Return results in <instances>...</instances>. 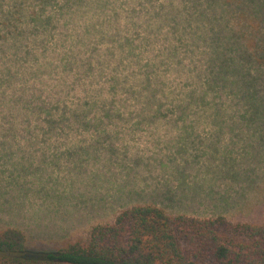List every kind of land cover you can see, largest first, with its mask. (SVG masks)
Listing matches in <instances>:
<instances>
[{
	"label": "rangeland",
	"instance_id": "rangeland-1",
	"mask_svg": "<svg viewBox=\"0 0 264 264\" xmlns=\"http://www.w3.org/2000/svg\"><path fill=\"white\" fill-rule=\"evenodd\" d=\"M168 2L112 0L108 7L120 16L118 21L111 19V25L105 15L93 18L86 14V6L69 12L59 11L55 4L45 9L56 19L31 36V42L39 44L33 50L41 56L44 47L40 40L47 36L51 47H47L44 61L69 55L74 68L67 72L42 67L45 74L41 78L33 75L37 70L29 72L23 78L27 80L17 82L0 102V229H21L31 247L54 252L85 237L92 227L111 222L124 208L151 201L171 213L204 218L223 214L234 222L264 225V118L208 116L203 114L207 107L191 116L165 114L175 107L178 93L189 91V79L203 80L204 55L211 52L209 41L201 38L208 28L197 22L196 33L176 42L170 24L162 21L170 8L156 16L159 5ZM96 19L97 23H89ZM133 22L139 25L138 34ZM117 24L121 35L134 39L142 51L139 59L129 57L124 63L128 67L123 68L133 98L128 88L119 91L115 108L106 106L114 111L107 116L101 113V103L111 102L103 88L110 85L108 77L99 79L96 68L87 79L82 63L92 56L95 64L99 54L115 47L106 33L114 32ZM92 25L97 32L85 33ZM262 27L264 33V24ZM178 32L182 33L181 28ZM153 64L159 66L157 70ZM146 74L154 79L155 99L150 95L145 103V92L142 105L135 94L144 89ZM16 90L18 96L23 92L24 100H33L31 115L23 117L18 114L20 107L11 110L4 104ZM54 104L58 110L52 115L40 112ZM77 111H84L86 119H77ZM8 122L17 125L18 132H9ZM189 149L201 152V173L213 175L203 188L205 193L159 191L155 182L172 178L173 173L179 175V166L187 159L184 152ZM146 182L153 183L144 186ZM169 187L166 184L164 189Z\"/></svg>",
	"mask_w": 264,
	"mask_h": 264
},
{
	"label": "trees",
	"instance_id": "trees-1",
	"mask_svg": "<svg viewBox=\"0 0 264 264\" xmlns=\"http://www.w3.org/2000/svg\"><path fill=\"white\" fill-rule=\"evenodd\" d=\"M168 1L159 5L156 16H161L164 9L170 8L171 12L165 13L162 21L170 24L176 42L182 43L184 35L196 33L198 28L194 23L197 22L208 28L207 34L200 36L209 41L211 52L204 55L203 80L196 83L194 79H189V91L178 93L174 99L177 102L175 107L168 108L165 114L185 117L200 114L202 108L207 107L208 111L205 109L203 114L208 116H239L243 120L264 118V2L176 0L179 5H175L173 0ZM111 2L112 0H0V102H4L6 92L29 72L37 70L33 75L41 78L45 74L42 67L67 72L74 68L69 55H59L56 60L51 58L44 61L47 47H51L47 36L40 40L44 47L41 56L33 50L39 44L36 41L32 43L31 36L39 34L41 29H46L56 19L52 13L45 11L49 5L55 4L56 9H65L67 12L78 6H86V14L93 15V18L105 15V21L111 25V19L118 21L120 16L119 12L108 7ZM97 22L96 19L89 23ZM131 26L134 33L138 34L139 25L133 22ZM147 26L150 28L152 25ZM180 28L182 33L178 32ZM96 30L97 27L92 25L84 31L91 35ZM114 30L106 34L110 35L115 47L99 54L95 64L92 56L82 63L87 79L96 68L100 72L97 75L99 79L108 77L110 85H104L103 88L108 91L111 102L101 103V113L107 116L113 115L114 111L106 106L115 108L119 91L128 88L133 98L131 85L123 77V68L128 67L124 63L129 57L139 59L138 55L142 51L141 47L135 45L134 39L121 35L118 24ZM5 50H10L7 52L12 55H7L9 53ZM158 67L152 65L153 70ZM188 70L192 72L193 69ZM82 72L81 68L75 86L80 82ZM48 77L53 76L50 74ZM23 80L26 81L27 77ZM142 81L144 89L139 90L135 98L143 105L149 102L150 95L155 99V82L151 74H146ZM145 92H148L146 102ZM22 93L18 96L17 90L14 91V97H9V103L4 104L11 110L20 107L18 114L24 117L31 115L34 108L33 100H24ZM57 101L62 102L60 99ZM93 102L96 103L94 100ZM57 110L58 105L54 104L51 108H42L40 112L52 115ZM74 114L77 119H86L83 118L86 114L84 111ZM8 125L9 132H18L17 125L11 122ZM191 136L195 137L192 133ZM184 153H187V159L179 166L182 172L179 175L173 173L172 178L167 176L165 180L154 179L155 185L161 192L176 194L177 189V192L184 194L202 195L205 193L203 188L211 182L209 180L213 175L202 174L203 171L201 173V169H198L202 161L201 152L189 149ZM192 169L194 172L190 171ZM152 183L146 182L143 185L149 186ZM166 184H170L168 190L164 189ZM57 249L54 252L37 250L30 246L27 235L21 229H0V264H264V225L234 222L223 214L204 218L185 212L171 213L151 201L124 208L111 222L94 226L85 237Z\"/></svg>",
	"mask_w": 264,
	"mask_h": 264
}]
</instances>
